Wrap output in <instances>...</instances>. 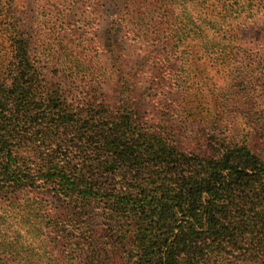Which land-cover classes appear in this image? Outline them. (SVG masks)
<instances>
[{
	"label": "trees",
	"instance_id": "16d2710c",
	"mask_svg": "<svg viewBox=\"0 0 264 264\" xmlns=\"http://www.w3.org/2000/svg\"><path fill=\"white\" fill-rule=\"evenodd\" d=\"M52 1H63L51 16L63 27L43 37L0 0V264H264V46L249 55L261 76L246 120L255 140L218 112L199 115L189 84L198 47L224 59L264 0ZM83 6L97 22L112 8L101 34L116 96L99 80L75 96L65 88V65L87 69V31L65 21ZM121 29L123 42L145 46L141 63L125 59ZM138 73L156 90L148 111L131 94ZM199 83L209 104L226 100Z\"/></svg>",
	"mask_w": 264,
	"mask_h": 264
},
{
	"label": "rangeland",
	"instance_id": "374dc122",
	"mask_svg": "<svg viewBox=\"0 0 264 264\" xmlns=\"http://www.w3.org/2000/svg\"><path fill=\"white\" fill-rule=\"evenodd\" d=\"M61 4L57 3L54 5L52 0H14V4L11 7V11L15 12L18 18H22V15H19L20 12L26 10V14L29 17L34 28L39 29L43 37L47 36L45 33H48L51 27H54L56 30H60L63 27L58 20L52 18V9H64L63 1ZM110 8V7H109ZM111 9H105L100 18H104L100 22L94 21V15L90 9H87V6H83L81 11L71 12L72 21L65 19L67 28L70 27L71 31L82 33L85 30L87 31L86 39L90 40L89 43H84L79 48H84V53L81 56L82 60L87 66V69L82 70L79 66L75 65V61L65 65L61 73L65 76L66 81H64L65 88L70 91L74 96L77 95L84 85L93 84L94 81L97 83V80L101 82L106 94H112L116 96V93L112 92V81L110 78L113 77V68L112 62L110 60V51L112 46L106 43L103 39L101 32L105 30L106 26H109L107 19L111 18L110 13ZM201 9H205V6H201ZM77 13V14H76ZM106 18V20H105ZM72 24V25H71ZM239 29L234 32L235 38L229 43V47L232 49L231 54L223 57L219 54H209V49L202 51L198 47L199 62L196 67V72L190 73L196 74L195 79H191L190 83V92L195 93L196 103L199 107V115L207 114L209 111L218 112V114L223 115L224 124L237 126L238 130L242 133L250 132L249 138L255 140L257 137V131L253 130L250 127H247L248 122L246 120H253L250 116V108L257 109V105H261V101L257 96L260 84V73L254 69L255 59L249 57L253 52H256L258 49H261V46H264V15H258L252 21H247V23L242 24L238 23L235 29ZM125 29L118 30L117 41L120 44V47L123 49V52L126 54L125 59L129 60L132 63L138 61L141 63V55L145 46L142 44L134 43L131 41H125L124 38L120 37L124 33ZM71 31L66 33L69 36ZM96 38L102 40L100 44H97L95 41ZM74 43L77 41L73 39ZM69 46L73 45L68 43ZM202 46V45H201ZM183 45L179 48L182 50ZM7 42L0 28V59L6 58L7 55ZM77 50V48L75 49ZM71 52V50H69ZM233 54V55H232ZM68 59H72L71 55L67 56ZM47 64L49 62L46 61ZM251 64L250 69L252 70V76L244 84L241 80L236 77L240 75L242 67L244 65ZM70 66V68H68ZM250 66V65H249ZM62 67H55V70L59 71ZM53 69V68H50ZM61 69V70H63ZM202 69V72L200 71ZM72 73V75H69ZM76 76L75 79H72V76ZM136 76V86L132 88V93H135L136 96L145 101V108L148 111L149 100L156 92L155 89L152 90L150 85L147 83V77L141 73ZM203 78H206L213 84H215V92H221L226 97V100L220 105L209 104L210 92L204 86H200L199 80L202 81ZM232 78L235 79V82H232ZM75 80V81H73ZM94 80V81H93ZM93 82V83H91ZM236 84V85H235ZM235 86V87H234ZM212 96V95H211ZM244 105H249L245 107ZM171 114V111H169ZM249 126V125H248Z\"/></svg>",
	"mask_w": 264,
	"mask_h": 264
}]
</instances>
